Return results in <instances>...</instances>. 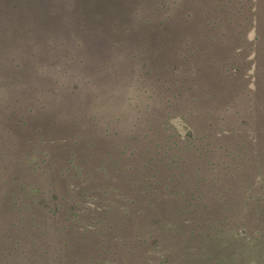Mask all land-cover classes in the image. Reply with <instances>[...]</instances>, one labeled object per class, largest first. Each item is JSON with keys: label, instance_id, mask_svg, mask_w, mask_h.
I'll return each mask as SVG.
<instances>
[{"label": "trees", "instance_id": "1", "mask_svg": "<svg viewBox=\"0 0 264 264\" xmlns=\"http://www.w3.org/2000/svg\"><path fill=\"white\" fill-rule=\"evenodd\" d=\"M222 11L226 16H216ZM260 12L254 8L251 15ZM109 13L114 17L109 18ZM242 14V0H0V178L6 201L0 211V247L7 242V248L0 250V264H27L31 258L44 259L47 247L52 251L53 234L69 229L67 211L82 199L72 191V181L83 186L84 196L91 193L94 199L112 192L117 222L113 221L136 235L150 231L143 244L147 237L153 243L163 237L170 240L177 231L171 226L162 230L157 221L149 227L146 218L156 215L150 209L157 208V198L183 188L180 177L207 170L225 173L233 169L229 159L233 176L243 170L249 192L264 196V52L250 57L252 72H244L242 90L254 110L255 135L243 152L225 141L219 133L224 125L215 121L213 107L207 106L242 91H232L241 78L231 64L239 55L230 43L232 34L219 30L224 17L235 29ZM160 30L161 37L156 34ZM98 66L106 72L101 90L110 94L101 96L93 88L91 107L95 108L89 110L86 91L79 87L85 82L87 92L91 91V76L101 78ZM206 72L216 75L212 77L221 86L218 90L206 83ZM120 75L127 76L125 87H117L115 79ZM130 89L142 101L134 100ZM115 107L121 112H108ZM98 109L115 120H103ZM123 111L130 113L123 116ZM175 117L183 125L182 142L172 122ZM122 118L130 120L124 123ZM113 122L122 125L115 129ZM201 158L206 167L198 165L194 170ZM178 170L182 172L177 174ZM184 190L177 194L185 196ZM218 199L220 209L227 206L226 199ZM84 212L90 230L107 215L99 210ZM255 231L257 235H249V240L264 234L262 228ZM65 245L60 244L58 251ZM57 256L61 255L51 258ZM90 257L84 261L90 262Z\"/></svg>", "mask_w": 264, "mask_h": 264}, {"label": "rangeland", "instance_id": "2", "mask_svg": "<svg viewBox=\"0 0 264 264\" xmlns=\"http://www.w3.org/2000/svg\"><path fill=\"white\" fill-rule=\"evenodd\" d=\"M242 1L244 2V14L237 18L238 22L235 29L231 30V26L227 24L226 17H224L223 26L219 29L224 34H232V36L230 35L232 39L230 43H234V51L239 53L238 56L233 57L231 60V64H234L236 70L238 69L237 71L241 73V78L232 87L233 92L242 90L245 70H248L247 74H251L252 72L253 65L251 64L252 58L250 57L255 54H260L261 56L262 52H264V28H261V24L264 22V1ZM249 5H251V8H249ZM254 8L261 10L260 16L251 15V11ZM219 14L226 16L224 11L216 13V16H220ZM108 17H114V13H109ZM101 24L105 27L103 23ZM222 28L225 29L223 30ZM205 33L218 34L216 30H207ZM156 34L161 37L163 36V31L160 30ZM257 35L260 38H257ZM225 37L228 36L224 35L223 38ZM224 51L223 49L216 52V56ZM247 53L248 56L246 57L245 54ZM231 55L232 53L228 54L226 60L227 58H231ZM114 64L117 65V63ZM97 69L101 78L97 79V76H91L95 81L91 80V83L88 85L91 87V91L87 92L85 82H81V87H79H84L86 91L89 110L95 108V106L91 107V102L95 100L92 95L93 88L99 89L101 96L110 94L109 90H101V85L106 82L104 78L106 72L101 70L100 66ZM120 70L118 69L117 72H120ZM136 70L140 71L139 63L136 66ZM232 71L235 72V69ZM212 76L216 75L212 72H206L205 81L209 84L211 90H218L221 86L218 87L216 78L213 79ZM51 78L52 76L50 75L47 79ZM63 79L67 81L69 77L66 76ZM115 81L117 87L120 84H124L125 87L128 79L127 76L120 75L116 76ZM217 83L221 84L222 82L219 79ZM48 84L45 86H48ZM130 93L134 100L142 101L140 97L134 96L133 90ZM223 98L224 100L222 101L216 98L209 102L207 106L213 107V114L218 118L215 121H219L224 125V130L219 133H223L225 141L230 143L231 148L241 153L244 150V144L248 143L249 139H253L255 135L254 110L250 106L251 101L249 96L244 93V90L239 91L233 97L225 98L223 95ZM77 99L78 94L76 93L72 97V102L77 103ZM227 99L229 100L227 101ZM72 102L71 104L73 105ZM225 102H227L226 107H219ZM102 103L101 106H103ZM100 109L103 110L102 108ZM100 109L97 110V113L103 120H115L104 117V112L106 111L103 110V112ZM108 112L114 114L121 111L118 110V107H115ZM129 113L123 111L121 115L125 116L129 115ZM78 114L82 113L79 111ZM176 118H173L172 122L175 128L179 129L177 130L180 137L179 142H182L184 135L181 126L183 125ZM122 120L124 123H127L130 118L127 120L122 118ZM121 125L120 123L116 124V122H113V128L115 129L116 126L119 128ZM86 130H90V128ZM232 131L235 132V136L227 137L226 133L228 134ZM236 151L234 153H237ZM227 163L233 169L228 168L225 173L223 170L220 173L215 172L213 174L207 170L199 176L180 177L184 184L182 189H177L176 194H174V190L176 189L174 188L170 193L167 192L163 197L157 198V208L152 207L150 209L156 211V215L149 214L146 218L149 222L148 226L151 227L152 222L157 221L158 227L162 230H166L165 228L168 226L177 229L170 240H167V237H163L158 239L157 243H153L152 239L147 237V242L143 244L142 238L148 236L150 231L148 233L144 231L136 235L131 229H124L123 231L116 226L115 221H113L116 218V212H114V206L111 203L115 201L112 192L107 195L97 196L94 199L91 197V193L88 196H84L83 194L85 193L80 191L83 186L78 181H72L74 187L72 191L76 195L81 196L82 199L76 203L72 211H67V214L71 215L66 220V225L69 226V229L64 231L56 230L53 234L52 251L47 247L44 259L31 258L27 264H72L74 259L76 261L73 264H180L183 262L185 264H249V262L253 263V261L255 264H264V234L263 236H258L257 240H249V235H257L256 228L264 230V196L262 195L258 198L254 190V192H249L244 183V171L239 170L238 176H233L231 172H234L235 168L229 159ZM198 165L205 168V159L196 160L193 169L196 170ZM180 172L182 171L178 170L177 174H180ZM203 176L207 179H204ZM198 187L199 189L197 190L196 188ZM179 190H184L185 196H179L177 194ZM223 190H229L230 192H224ZM1 191L0 178V204L3 205L0 211L5 210L4 207H6V201ZM219 193L223 196L217 197L216 194ZM218 198L226 199L227 206L220 209L221 200ZM98 210L106 211L107 215L102 216L101 221L95 223L93 230H90L87 221L89 219L84 211L88 213V211L95 212ZM73 211L78 213L77 217L72 215L71 212ZM65 216L66 214L61 215V217L59 216V222H62ZM14 221L18 225L16 218ZM110 224H113V227L109 229ZM244 225L246 226L245 231L247 233H244L242 229ZM74 229L77 230V235H75ZM8 231L12 232V229L9 228ZM64 242H66V245L59 252L58 246ZM21 245L22 243L19 244V246ZM39 245L44 246L45 244L40 243ZM6 248L7 242H4L0 250L3 251ZM55 253L61 256L51 258ZM89 254H91V260L90 262H85L84 260L88 259Z\"/></svg>", "mask_w": 264, "mask_h": 264}, {"label": "clouds", "instance_id": "3", "mask_svg": "<svg viewBox=\"0 0 264 264\" xmlns=\"http://www.w3.org/2000/svg\"><path fill=\"white\" fill-rule=\"evenodd\" d=\"M150 103H151V101H150Z\"/></svg>", "mask_w": 264, "mask_h": 264}]
</instances>
